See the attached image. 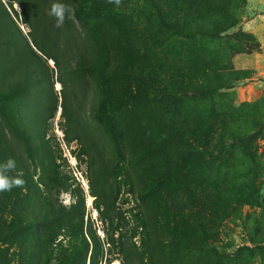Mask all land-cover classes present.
Segmentation results:
<instances>
[{
    "label": "rangeland",
    "instance_id": "374dc122",
    "mask_svg": "<svg viewBox=\"0 0 264 264\" xmlns=\"http://www.w3.org/2000/svg\"><path fill=\"white\" fill-rule=\"evenodd\" d=\"M206 3L207 27L221 22L216 38H188L162 27L152 0H122L119 7L108 0L67 1L75 42L93 50L95 69L109 61L110 87L122 95L110 114L121 141L113 137V126L92 114L99 92L108 89L105 79L86 88L80 141L63 140L61 85L54 71V113L37 120L45 130L38 151L47 169H33L27 160L37 188L32 191L45 190L41 180L63 181L51 193L67 212L69 227L61 234L73 236L74 264H88L91 252L92 264H214V257L200 250L205 244L197 221L209 222L207 244L222 248L225 256L247 246L240 264H264V0ZM80 4L93 10L79 17ZM6 9L25 33L18 4ZM45 62L54 68L49 58ZM90 78L85 76L88 84ZM9 192L18 196L20 211L23 191ZM99 192L114 201L125 220L109 245L95 209ZM7 207L0 202V235L18 214ZM186 220L194 222L192 239L183 231ZM95 243L100 250H94ZM11 250L9 264H14Z\"/></svg>",
    "mask_w": 264,
    "mask_h": 264
},
{
    "label": "trees",
    "instance_id": "16d2710c",
    "mask_svg": "<svg viewBox=\"0 0 264 264\" xmlns=\"http://www.w3.org/2000/svg\"><path fill=\"white\" fill-rule=\"evenodd\" d=\"M67 1L0 0V163L13 158L16 161L17 171H23L22 179L25 181L23 187L11 189V191L14 189L23 191L24 198L20 211L16 208L18 196L11 195L9 191L0 194V202L5 205L8 203L7 208H13L12 211L18 213L5 222V233L0 235V264L10 263L9 248H12L11 253L15 255L14 264L75 263V259L72 258L73 236L68 234L64 238L61 234L62 230L69 227L65 222L67 212L61 204L56 203L51 193V188L59 191L63 187V181L57 176L51 183L41 180L39 184L45 190L37 194L32 191L33 188H37L28 173L27 160L33 169H47L42 157L43 152L41 154L38 151L45 130H42L41 125L37 126V120L39 119L41 123L44 119L51 118L56 107L57 98L51 91L53 71L61 85L60 116L65 123L63 130L65 143L73 139L80 141L83 138L85 130L80 119V110H83L81 104L87 98L88 85L92 87L98 79H105L108 89L99 92V103L92 111L93 117L105 126L107 124L113 126V137L121 141L120 133L110 114L114 107L118 106L122 95L110 87V82L114 81V72L109 61L107 59L103 61L100 71L98 68L95 69L94 66L98 61L91 56L93 50H87V46L83 49L79 48V44L75 42L73 23L66 19L63 27L57 28L54 18L49 15L52 3L67 4ZM13 2L18 4L20 20L28 28L25 33L20 30L6 9V6H11ZM152 6L162 27L188 38L196 35L217 37L215 31L219 29L221 22L214 20L212 28H208L203 21L205 14L209 13L206 0H152ZM92 10L88 5L80 4L75 13L80 17ZM47 58L53 62V69L46 64ZM86 75L91 77L93 83L88 84ZM197 91L204 92L203 88ZM23 113L28 114V119H24ZM207 143L204 142L201 147L203 148ZM24 152L26 157H23ZM8 175L15 176L16 171L9 172ZM46 191L50 193L46 195ZM94 196H99L101 200L95 209L99 214V220L104 224L106 243L109 245L113 243L115 231L122 230L124 216L122 211L114 206V201L109 196L103 192ZM244 204L248 203L244 202ZM221 219L223 218L217 220L216 225L222 221ZM191 223L194 222L183 221V231L192 239L190 232L194 229ZM205 225H209V222L197 221V228L203 234L205 244L200 250L205 252V257H214V264L227 261L229 264H240L245 257L244 250L251 248L238 246L229 257L225 256L222 248L219 251L207 244L209 237ZM143 228L148 231L146 222H143ZM59 236L61 238H58ZM56 247L58 250H55ZM95 249L100 250V246L96 243ZM106 252L108 254L113 252L110 246L106 248ZM91 253L88 264H92Z\"/></svg>",
    "mask_w": 264,
    "mask_h": 264
},
{
    "label": "clouds",
    "instance_id": "9594fccd",
    "mask_svg": "<svg viewBox=\"0 0 264 264\" xmlns=\"http://www.w3.org/2000/svg\"><path fill=\"white\" fill-rule=\"evenodd\" d=\"M109 4L119 7L122 0H108ZM71 8L69 5L54 2L51 4L49 15L55 20V27L61 28L66 19L71 18ZM16 171L15 176H9V172ZM24 173L22 170L17 171L16 161L13 158L7 159L5 162L0 163V192L11 191L13 187H23L25 184L22 179Z\"/></svg>",
    "mask_w": 264,
    "mask_h": 264
},
{
    "label": "built area",
    "instance_id": "2783aa9c",
    "mask_svg": "<svg viewBox=\"0 0 264 264\" xmlns=\"http://www.w3.org/2000/svg\"><path fill=\"white\" fill-rule=\"evenodd\" d=\"M60 137H62V134L60 133V134H58ZM74 165V164H73ZM84 188H85V191H86V184H84ZM83 188V189H84Z\"/></svg>",
    "mask_w": 264,
    "mask_h": 264
}]
</instances>
